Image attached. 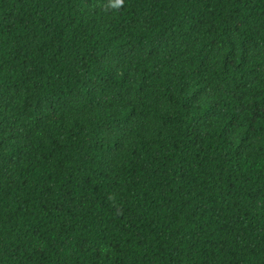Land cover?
I'll return each mask as SVG.
<instances>
[{
	"label": "trees",
	"instance_id": "obj_1",
	"mask_svg": "<svg viewBox=\"0 0 264 264\" xmlns=\"http://www.w3.org/2000/svg\"><path fill=\"white\" fill-rule=\"evenodd\" d=\"M0 264H264V0H0Z\"/></svg>",
	"mask_w": 264,
	"mask_h": 264
},
{
	"label": "clouds",
	"instance_id": "obj_2",
	"mask_svg": "<svg viewBox=\"0 0 264 264\" xmlns=\"http://www.w3.org/2000/svg\"><path fill=\"white\" fill-rule=\"evenodd\" d=\"M116 3H117V4L119 3L118 0H116Z\"/></svg>",
	"mask_w": 264,
	"mask_h": 264
},
{
	"label": "snow or ice",
	"instance_id": "obj_3",
	"mask_svg": "<svg viewBox=\"0 0 264 264\" xmlns=\"http://www.w3.org/2000/svg\"><path fill=\"white\" fill-rule=\"evenodd\" d=\"M118 2H120V0H118Z\"/></svg>",
	"mask_w": 264,
	"mask_h": 264
}]
</instances>
